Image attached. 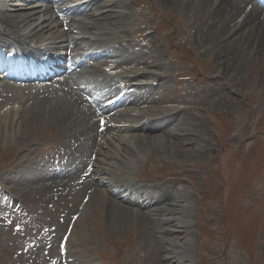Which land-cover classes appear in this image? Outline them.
Masks as SVG:
<instances>
[{"label": "rangeland", "instance_id": "obj_1", "mask_svg": "<svg viewBox=\"0 0 264 264\" xmlns=\"http://www.w3.org/2000/svg\"><path fill=\"white\" fill-rule=\"evenodd\" d=\"M123 1L129 6L124 24H109L113 11L106 12L112 8L103 6L91 8L108 14L106 27H95L101 28L98 31L102 30L104 35L109 33L124 59L132 55L137 58L124 64L118 62V57L107 59L109 64L103 66L119 69V73L111 74L101 67V73L108 71L113 76L109 77L112 81H103L101 77L100 82L120 92L116 99L122 96L125 106L134 104L141 94L147 99L159 97L152 104L144 100L145 105L159 113L157 117L151 114L148 117L152 121L165 120L157 130L174 135V147L170 150L167 145L168 148L150 151L145 146L155 147L157 131L148 132L149 140L135 143L140 157L127 168L124 162L111 160L116 177L111 185L120 181L124 186L118 197L104 192L105 200L111 197L110 203L120 206L118 209L109 206L107 210L89 206L86 192H93L91 188L96 183H91L88 175L80 192L53 187L67 184L78 163L50 160L49 155L44 159L36 157L50 151L56 156L64 153L67 146L72 147L71 134H63L62 126L60 133L57 126L46 129L38 123L27 125L25 141L16 125L6 133L0 131V264H264V47L258 48V52V39L251 40L250 59H240L234 67L222 68L224 52L217 53L213 48L225 38V30L233 27V13L227 17L225 29L220 28L219 16L213 17V26L212 21L206 26L197 16L193 17L191 8H180L178 2ZM221 1L209 0V6L216 9ZM84 13L87 12L79 14ZM260 15L259 12L250 15L243 36L255 22L264 20H260ZM79 18L85 22L80 15L75 21ZM211 27L218 32L207 39ZM153 59L161 66L158 73L162 80L154 81L153 87L140 94L135 88L144 85L147 88L146 83L152 82L153 75L132 77L128 73L141 69L142 65L157 71L146 64ZM113 95L116 94L103 96V100ZM136 102V107L144 105L142 101ZM146 113L151 112L145 110ZM176 115L179 122L173 121ZM181 116L184 120L180 122ZM99 118L97 114L95 119ZM134 118L120 115L115 123ZM103 132L107 139L113 131ZM63 142L68 144L62 145ZM53 146L59 149L54 150ZM99 149L106 151L104 147ZM98 166L105 168L103 164ZM144 168L149 175L145 178ZM88 169L91 172V166ZM32 171H36L35 177L31 176ZM45 173L54 177L50 183L46 182L49 190L33 183ZM125 180L129 182L126 184ZM153 192H160L164 202L142 209L143 194ZM154 198L158 199L157 194ZM131 211L153 219L143 222ZM124 214L127 218L121 226L118 221Z\"/></svg>", "mask_w": 264, "mask_h": 264}, {"label": "bare ground", "instance_id": "obj_2", "mask_svg": "<svg viewBox=\"0 0 264 264\" xmlns=\"http://www.w3.org/2000/svg\"><path fill=\"white\" fill-rule=\"evenodd\" d=\"M21 1H25V0H0V25L2 26L0 27V42H1L0 60L2 62H5L6 64H9L10 60L14 58L13 54L19 51L21 52L19 57L22 60L24 59L28 60L30 57L32 59H35L34 62H36L40 60V58L37 57V54H39L41 57H49V60H46L43 63L46 65H44L40 69V72L44 74L43 79L44 80L47 78L49 79L42 82L43 87L41 88H33L31 84H24L18 86L15 85L14 83L8 82L3 79L0 80V107L1 109L6 108L8 106L11 107L9 110L7 109L6 112L0 113V131L2 132L8 131L9 129H13L14 126L16 125L15 129L18 131V133H23L20 136L21 139L24 140L25 139L24 137L27 134L26 131L24 130H26L27 125L30 124L33 125L38 123L40 127L42 126L43 128L46 129L48 126H52V127L57 126L58 127L57 132H60V126H62L64 129L63 134H67V133L71 134L73 145L72 147L66 145L68 149L64 153L60 152L61 159L64 160L65 158L67 159L66 162H70L74 164L75 162H79L78 164H81V166L76 165V167L74 168L75 172L68 176L67 184L69 185L53 184V187L60 188V187L71 186L72 185L71 180L77 179L80 176L81 170L84 167H87V161L88 163H91L92 159H94V161L96 159L97 161H99L98 162L99 164L105 165V168L103 169L93 163L94 166L92 173L90 175L91 177L90 182L96 184L95 185L93 184L91 188L93 189V192L92 191L91 192L88 191V193L86 192V194H88L86 195L88 196V198L87 197L86 198L88 200L90 199L89 206L92 208L103 207L107 210L109 206L110 207L112 206L114 207V209L115 208L118 209L120 207L119 205L110 203L109 199L111 197L106 200L104 199V192L107 193L106 195H117L118 197V194H121L123 192L122 187L124 186L119 183L120 181L115 182L114 185H111L112 183H114L113 180L116 177L114 171L111 169V167H115V166H111L110 161L113 159L120 160L125 163L127 168L132 162H134L136 159L140 157L138 153V147L135 146L136 145L135 143L136 142L144 143L145 141L149 140L148 139L150 137L149 133L154 131H157L155 135L156 137H154L156 139L154 140L155 147L152 146H145V147H147L150 151H153V148H159V149L168 148L167 145H169L170 150L174 147L173 145L176 137L174 135L173 136L171 135L168 136V134L164 135V132L162 130H161L162 133L160 130H157V128H159L161 124L165 123V120L157 118V120L152 121V117L151 118L148 117V115L150 114L151 116L157 117V114L159 113L158 112L155 113L154 108L152 106L150 107L148 105H145L146 103L144 100H150L151 101L150 104H152L155 103V101H157L159 97H151L147 99L141 94L144 89L148 90L150 89V87H153V85L151 84L154 81L159 82L162 80V77L158 73V71L161 70V66L156 63V61L158 60L157 58H155L156 61L153 59V61H148L146 62V64L153 67V69H156L157 71H150L151 68L149 69V67H146L147 65L146 66L142 65L141 69H138L136 71L130 70L129 71L130 73H128V76H132V77L142 76L145 75V73L150 75V77L151 74L153 75V77L150 78L152 82L146 83L147 88H145L146 87L145 85L135 88L140 91L139 93L141 95H139V98H137L136 95L135 98H137L136 101H138L139 103L140 101H142L141 103L144 104L142 108H140L139 106L136 107L137 104L136 101H133L134 104L130 103L129 105L125 106L124 104L126 101L125 99L122 98L121 95L119 99H116L119 96L120 92H116L115 89L111 88L110 86H107L104 90L103 87L100 86L99 84L98 86L96 85L94 86V89H96L98 93V97H96V101L98 104H94L95 102L94 95L91 93L90 89H81L80 87H78L76 83L77 79L74 78L72 75L82 76L84 73L95 75L96 72H101L98 68V65L100 63L109 64V62H107V59L118 57L120 59L119 63H123V62L131 63V61H133V58L134 57L137 58V56L132 55L128 59H124L123 54H119L117 52V50H120L121 48H119L116 44H113V42L111 41L113 38L109 37L108 32H107L108 37L106 34L102 36L101 34L103 33L100 32L97 35H94V31L90 32V30L93 28V25H96V23L98 24V21L103 18V14L93 12L91 6L98 7L99 5L103 6V4H106L107 6H110V8L112 9L114 8V10L110 9L111 11H113V13L110 14L111 18L109 17L110 18L109 24L119 25V24H124V21L128 17L127 16L128 13L126 12L128 10L127 8L128 5L126 4V1L102 0L101 3L99 4L100 0H70L71 7L69 8H67L68 4L62 8L56 6L55 10L59 14H67L68 12L71 11L72 12L71 15H80L79 13L87 12L84 13L83 16L92 17L91 22L87 23L86 21L84 22L83 20H78L77 23H73L72 26H69L68 28L70 31L71 29L77 30V32L74 35H69V36H66L57 30H54L55 33L54 35H50L52 33V30L55 29L54 28L55 25L52 24L53 15L48 17V15H43L44 14L43 13L36 17L34 15L36 13L34 12L35 10L24 12L25 9H28L29 7L24 6L22 3H20ZM170 1L171 3H176V2H178V4L180 3V8L182 6L183 7L185 6V8H191L190 11L193 12V17L197 16V19L200 20L201 24H206L208 21H212L211 26H213L212 19L213 17L215 19V15H217L220 17L219 18V22L221 26L220 28L222 27L225 28L229 23L227 17L228 16L230 17L231 13H233V16L235 15V22L233 27L231 29H227V31L225 30V34H224L225 38L218 40L216 42L217 44L216 47L213 48V50L217 53H221V51L224 52L223 54L224 56L221 57V61L223 65L222 68H224V66L228 67V65L231 66L233 65L232 67H234L237 61H239L240 59H245V61L250 59L251 57L249 56H251L252 53H251V47H249L248 45L251 40L252 42H254V40L258 39V43H259L257 46L258 52H260L259 49L261 50V48L264 47V20H263L264 10L257 8L256 7L257 5L252 2H246V0H222L220 5H218L216 9H213L212 7L209 6L210 4L209 0H187V1L170 0ZM44 7L45 8H43L41 11L49 12L48 11L49 6L44 5ZM254 12L261 13L260 20L262 19L263 21L255 22L254 26L252 27V30H248L246 34L243 36V32L245 31L244 27L247 24L250 15L253 14ZM105 19L108 18L105 17ZM65 21H67V18ZM83 23H84L83 30H78V27L74 26L76 24H83ZM206 26L208 25L206 24ZM258 30L260 34L258 33ZM83 31H85L86 33L88 32L89 35L83 33ZM217 32L218 31H216L214 28L211 27L209 30V35L206 38L208 39L210 36L214 37V35L217 34ZM99 35H101V37L97 38ZM18 37L23 38L24 42L27 43L29 47L28 48L17 47L19 45L14 44L10 39L13 38L14 40H18ZM110 38L112 39L110 40ZM59 42H67V44L62 46L56 45ZM66 47L70 49V53H74V55L71 56L70 58L71 59L70 65L71 66L76 65V67L69 74L65 75L61 81L57 82L59 80V75L54 76V73L62 72L61 68L64 66H61V68L59 67V70H57L56 72L50 70L49 69L51 66L50 63L60 61L59 59L55 58L52 55L56 53H59V55H61L62 53H60L59 50H62ZM222 47L227 50H223ZM246 53L248 54L249 58L245 57ZM15 57H18V55L15 54ZM89 59L96 60L97 64L88 67L87 63ZM63 64H66V61H64ZM135 64H138L137 59H135ZM34 71L39 72V69L34 68ZM227 72L228 71H226V73ZM218 75H221V73ZM100 76L103 77V81H108V79H110L106 74L103 73ZM5 77L12 80L19 79L21 80V82L23 81L22 79H26V80L28 79L27 74L23 70H20L18 74H15V71H9L6 73ZM36 77L37 75L35 76V78L32 79H36ZM110 80L112 81V79ZM89 83L90 80H88L86 84ZM133 87L135 86L131 85V88ZM113 93L116 95H113L112 97L103 100V96H108ZM118 105L123 106L121 107L122 109L118 108L119 107ZM93 107L96 108L95 111L92 110ZM145 110H148L151 113L145 114ZM98 113L99 115H101L100 120L97 121L96 119V122H94L93 120L95 119V116ZM110 113L113 114H111L109 117L104 116ZM20 114H22V116H20ZM120 115L122 117H125V115H129V116H134L135 118L129 121H121V123L117 124L118 122L115 123V121L117 120L118 117H120ZM177 116L178 115H176V118L175 120L173 119V121H178ZM179 120L181 122L184 120V118H182L181 116ZM113 121L114 123H112ZM34 129L37 130L36 127ZM104 129L113 131L111 132L112 134L111 138L109 137L110 139L109 138L105 139V134L103 132ZM78 134H79L78 136L79 138L76 136ZM13 135L17 136L16 133H14ZM41 140H43V138ZM33 142L35 143V140ZM99 147L101 148L104 147L106 151H101L102 149H99L100 151L97 150ZM110 147H112V149ZM96 156H99L100 159H98ZM107 161H109V163ZM35 172L32 171L31 176L35 177ZM46 174L47 173L41 174L36 178L35 182H33L35 183L36 187L37 185L42 184L44 185V189H48V187L45 186L47 185L46 182L50 183V181L54 179V177L53 175L50 176ZM101 174H103L105 177L99 178ZM128 182L129 181L125 180L126 184ZM100 185H103L104 188L100 189L99 188ZM108 185H110V188H106ZM72 186L78 187L80 185L75 183ZM86 187H87V183H86ZM153 194L154 195L157 194L158 199H155ZM153 194L152 193L147 195L143 194V196L145 197L143 201L140 203L142 209H146L147 207H150V205L155 206L157 205L158 202L159 203L164 202L165 198L161 196L160 192H153ZM131 213H132L131 215L133 216L136 215V217L141 219L143 222L145 220L152 221L153 219L148 216H145V214H138L139 212L136 213L134 211H131ZM125 215L126 214H124V217L121 218V221L120 220L118 221L121 223V226L124 225L125 220L127 218ZM110 218L112 221L114 216H112L111 214Z\"/></svg>", "mask_w": 264, "mask_h": 264}]
</instances>
